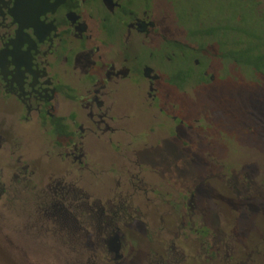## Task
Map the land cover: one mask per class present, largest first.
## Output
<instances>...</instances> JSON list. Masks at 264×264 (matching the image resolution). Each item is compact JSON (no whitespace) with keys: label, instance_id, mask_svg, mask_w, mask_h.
I'll list each match as a JSON object with an SVG mask.
<instances>
[{"label":"flooded vegetation","instance_id":"obj_1","mask_svg":"<svg viewBox=\"0 0 264 264\" xmlns=\"http://www.w3.org/2000/svg\"><path fill=\"white\" fill-rule=\"evenodd\" d=\"M226 82L264 86V0H0V213L21 218L11 236L70 264H128V235L145 236L142 264H169L184 257L180 236L152 237L169 214L205 254L219 250L205 241L210 212L264 211V161L221 174L214 153L261 148L264 124L226 131L187 104ZM168 143L174 156L153 162Z\"/></svg>","mask_w":264,"mask_h":264},{"label":"rangeland","instance_id":"obj_2","mask_svg":"<svg viewBox=\"0 0 264 264\" xmlns=\"http://www.w3.org/2000/svg\"><path fill=\"white\" fill-rule=\"evenodd\" d=\"M244 72L246 74V70ZM134 101L132 96H127V104L133 105ZM187 104L192 109L206 111L210 119L220 120V123H217L215 127H223L226 131H237L245 123L264 124V86L247 88L241 82H226L203 90L200 95L189 93ZM149 122V116L138 117L135 124L137 127H142L148 125ZM23 136L27 149L35 154L39 144L36 134L25 132ZM232 145L235 148L219 149L214 152L223 165L221 171H217L218 173H232L234 168L237 170L240 167L233 163L264 161V146L259 149H247L240 141H236ZM92 149L97 158L101 156L103 151L100 148L94 146ZM154 154L152 155L153 162L155 160L159 164H165L167 158L174 156L175 146L168 143ZM204 195L209 201L210 210L214 211V205L217 202L216 193L207 188ZM254 205V213L249 216L241 215L240 211L237 214L225 209H222L219 214L210 212L207 215L209 236L208 239L205 238V241L217 240L218 243H223L219 250L209 247L208 254H205L201 242L196 241L195 235L179 229L182 220H175V217L169 214L163 215L165 225H163L164 222L161 223L160 215L154 218V235L152 237L155 242L160 239L162 246L170 244L168 239L172 237L167 235L157 237L155 234V231L161 229L162 226L165 227V232L176 233L180 236L175 240V246L184 249V257L174 259L175 262L169 264H228L230 262L264 264V240L261 238V232L264 233V211H259V203L255 202ZM237 216L242 230L236 226ZM20 221L21 218L18 219L11 212L0 213V227L3 229H0V264H70V262L64 260L61 262L58 259L57 251L53 246L26 245L24 239L15 240L10 233L13 231V227H16V223ZM167 228H172V230L169 231ZM31 248H36V251H32ZM147 248L145 236L137 238L128 235L125 249L128 264H142ZM226 254L231 261H228L227 257L225 258Z\"/></svg>","mask_w":264,"mask_h":264}]
</instances>
